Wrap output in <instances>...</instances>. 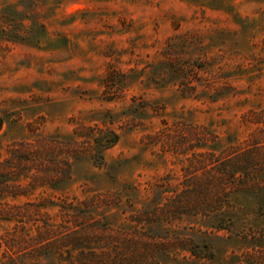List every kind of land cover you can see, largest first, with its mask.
Segmentation results:
<instances>
[{
	"label": "rangeland",
	"instance_id": "374dc122",
	"mask_svg": "<svg viewBox=\"0 0 264 264\" xmlns=\"http://www.w3.org/2000/svg\"><path fill=\"white\" fill-rule=\"evenodd\" d=\"M0 122V264H264V0H0Z\"/></svg>",
	"mask_w": 264,
	"mask_h": 264
},
{
	"label": "trees",
	"instance_id": "16d2710c",
	"mask_svg": "<svg viewBox=\"0 0 264 264\" xmlns=\"http://www.w3.org/2000/svg\"><path fill=\"white\" fill-rule=\"evenodd\" d=\"M78 138L84 140L88 139L91 146L90 152L92 158L98 157L100 159H102L103 152L112 148L114 145H116V143L119 140L118 134L112 130L109 131L102 130L96 132V134H90L87 136L86 135L78 136ZM21 162L28 163V160L27 161L21 160ZM188 168L190 169V167ZM249 170H250V164L247 158L239 162L235 160H230L229 162L224 163L221 166H218V168H214L212 171L215 176L213 175L212 177H208V178L203 176L202 177L203 183H197L188 186L189 192L187 193V197L184 200H181V202H178L179 206H177L176 208H178L179 211H182L184 208L197 207V209H199V208L207 207V205L209 204L210 205L213 204L215 206L217 204L219 206L216 209V211L220 212L221 209H223L222 207L224 206V204L221 203V197L223 193H226L231 190L234 191L236 189H238V191H250L256 189L259 185L262 184V182L261 184L259 183L260 180L258 179L251 181L249 180L248 176H246ZM69 175L70 172L67 171L65 173L64 179H66V177ZM213 177H216L217 180H214ZM239 181H241V183H239ZM5 183L6 182L1 183L2 186L1 195L3 197L1 201H3L8 197L16 199L19 196L23 195V194H19L18 192L12 193L7 191V188L4 186ZM255 184L257 186H254ZM54 190L58 191L59 189L55 187ZM212 195L214 196V199H210ZM1 220L6 221L2 218ZM55 232H56L55 228L48 226L40 234L38 233L34 239L32 238L31 244L38 246L39 251H42L43 249H47L49 251L52 250L56 251V249L58 248L57 247L58 242H56V239L54 240V237H56L54 235ZM62 243L65 245L64 247L69 248L70 251H72L76 247L74 238L72 237H66V239H64ZM36 256L41 257L45 255L39 254ZM208 260H211V258H208ZM88 263H89L88 259L84 258L82 260V264H88Z\"/></svg>",
	"mask_w": 264,
	"mask_h": 264
}]
</instances>
